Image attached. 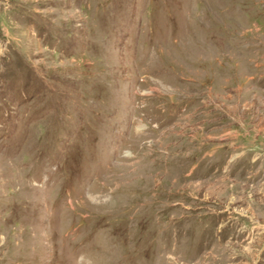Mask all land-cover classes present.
<instances>
[{"label":"rangeland","instance_id":"1","mask_svg":"<svg viewBox=\"0 0 264 264\" xmlns=\"http://www.w3.org/2000/svg\"><path fill=\"white\" fill-rule=\"evenodd\" d=\"M0 264H264V0H0Z\"/></svg>","mask_w":264,"mask_h":264}]
</instances>
